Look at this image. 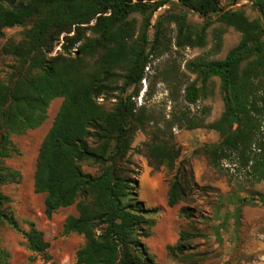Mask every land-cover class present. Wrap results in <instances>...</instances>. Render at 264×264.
Listing matches in <instances>:
<instances>
[{"label": "trees", "instance_id": "obj_1", "mask_svg": "<svg viewBox=\"0 0 264 264\" xmlns=\"http://www.w3.org/2000/svg\"><path fill=\"white\" fill-rule=\"evenodd\" d=\"M186 11L175 17L179 24L177 44L205 45L204 31L214 21L232 26L242 33L240 43L223 60L194 63L193 71L207 80L218 77L225 111L221 119L209 125L221 140L200 150L209 164L223 173L230 185L246 188V196H235L238 208L264 206V193L253 189L264 182V23L249 21L241 10H224L222 0H174ZM253 3L264 18V0ZM171 0H0V39L5 29L31 23L22 42L6 45L12 56L10 73L0 79V185L18 184L22 175L7 168L4 160L17 154L12 136L40 127L47 119L51 102L64 98L52 128L45 137L36 164L34 189L46 194L45 214L51 218L62 208L76 204L78 216L67 217L63 235L78 234L85 242L76 252L75 264H159L151 256L145 240L152 236L154 217L159 208H149L139 198L138 181L129 172L127 154L134 131L144 127L133 96L149 57L157 48L160 16L148 36L151 16ZM151 13L141 35V43L132 45L134 28L128 18L133 13ZM189 12L204 21L203 32L195 34L187 24ZM214 18H216L214 20ZM96 37H85L87 28ZM73 36H69L71 33ZM194 35V36H193ZM67 53L77 48L71 58L62 54L49 56L61 43ZM98 55L92 65L88 58ZM125 68L123 87L113 86L117 70ZM120 91L111 111L98 99ZM200 89L192 84L185 100L195 104ZM164 132L163 130H161ZM148 158L156 167L173 171L181 150L172 138H160L148 144ZM174 173L167 192V206L185 203L198 184L193 173H182L186 163ZM94 166L96 173L83 166ZM172 174V173H170ZM11 198L0 190V226L8 225L21 233L36 254H45L50 245L36 224L23 230ZM197 209L189 204L180 208L181 217L193 221ZM100 232V233H98ZM197 231H182L179 240L168 246L176 258L193 250L189 241L200 238ZM0 264H11L9 253L0 246Z\"/></svg>", "mask_w": 264, "mask_h": 264}, {"label": "rangeland", "instance_id": "obj_2", "mask_svg": "<svg viewBox=\"0 0 264 264\" xmlns=\"http://www.w3.org/2000/svg\"><path fill=\"white\" fill-rule=\"evenodd\" d=\"M222 7L224 10H241L249 21L260 18L264 23L261 13L250 1L222 0ZM185 13L178 2L171 0L152 14L151 26L148 27L150 39L154 38L153 26L157 19L164 16L157 33L158 44L144 69L139 93L132 97L138 116L144 117V127L134 131L126 157L127 167L138 181L140 200L149 208L161 210L153 218L156 225L145 244L159 264H264V206L244 205L238 208L237 199L231 193L246 196L247 189H240L238 184L230 185L228 178L212 167L207 157L200 153L204 145L221 140L220 134L210 129L209 125L221 119L225 106L221 80L218 77L203 80L193 71V64L223 60L240 43L242 33L217 21L204 31L203 19L189 12L187 24L194 35L204 31L205 45L180 47L177 44L179 24L174 19ZM150 15L139 12L128 18L134 28L133 46L141 43L140 37ZM31 25L27 23L23 27L5 29L4 38L0 39V79L10 73L8 66L12 63V56L6 54L4 48L10 43L22 42ZM94 25L95 20L81 25L87 28L86 38L96 37L90 29ZM73 35L72 32L69 36ZM63 43L62 37L61 43L55 45L49 56L62 54L75 57L80 44L66 53L62 48ZM94 56L88 58L90 65L98 57ZM125 74V68L117 70L114 87H123ZM192 84L200 89L199 99L195 104H188L185 100L186 89ZM119 95V90L102 95L98 104L111 111ZM63 101L64 98L58 97L51 102L47 119L40 127L12 136L18 153L3 162L5 167L22 175L18 184L0 185V190L11 198L8 204L10 209L15 212L23 230H29V222L35 223L50 245L45 254H36L29 249L21 233L6 224L1 225L0 246L9 253L11 264H75L76 252L85 242L83 236L78 234L63 235L67 217L78 216L76 204L62 208L48 218L44 204L46 194L37 193L34 189L39 152ZM161 137L172 138L181 150V157L173 171L165 166L152 165L148 158V144L159 141ZM181 162L186 163L182 173H193L192 179L198 187L191 189V196L185 203L168 207L170 181L182 167ZM83 169L91 173L97 171L94 166L84 165ZM253 189L264 193V182ZM186 204L197 209L193 221L180 215V208ZM197 230L200 238L189 241L193 250L178 258L168 252L167 246L175 244L182 231Z\"/></svg>", "mask_w": 264, "mask_h": 264}, {"label": "crops", "instance_id": "obj_3", "mask_svg": "<svg viewBox=\"0 0 264 264\" xmlns=\"http://www.w3.org/2000/svg\"><path fill=\"white\" fill-rule=\"evenodd\" d=\"M154 191H155V187H154ZM76 216V215H75ZM167 248H168V246H167Z\"/></svg>", "mask_w": 264, "mask_h": 264}]
</instances>
